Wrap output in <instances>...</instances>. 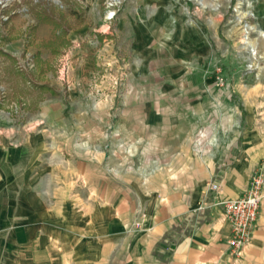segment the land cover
I'll return each mask as SVG.
<instances>
[{
  "label": "rangeland",
  "instance_id": "374dc122",
  "mask_svg": "<svg viewBox=\"0 0 264 264\" xmlns=\"http://www.w3.org/2000/svg\"><path fill=\"white\" fill-rule=\"evenodd\" d=\"M263 31L264 0H0V169L32 144L66 190L90 159L164 173L176 160L144 156L166 122L192 156L221 160L235 136L264 165ZM147 104L161 123L139 135Z\"/></svg>",
  "mask_w": 264,
  "mask_h": 264
},
{
  "label": "crops",
  "instance_id": "0c3cea01",
  "mask_svg": "<svg viewBox=\"0 0 264 264\" xmlns=\"http://www.w3.org/2000/svg\"><path fill=\"white\" fill-rule=\"evenodd\" d=\"M146 108L147 121L135 124L139 135L161 123L153 119L158 108ZM176 123L159 125L165 144L144 157L177 167L112 176L90 159L72 165L68 190L32 144L9 147L0 169V264H264V185L253 239L239 257L209 189L216 180L221 197L243 194L263 170L259 150L233 136L221 160L192 156L189 137L172 133Z\"/></svg>",
  "mask_w": 264,
  "mask_h": 264
},
{
  "label": "built area",
  "instance_id": "2783aa9c",
  "mask_svg": "<svg viewBox=\"0 0 264 264\" xmlns=\"http://www.w3.org/2000/svg\"><path fill=\"white\" fill-rule=\"evenodd\" d=\"M247 190L237 197H221L218 192L219 185L216 180L209 184V189L215 192L214 204L222 206L224 216L230 224V235L228 245L236 257L241 256V252L252 238L256 227V221L262 200V187L264 185V175L261 170L256 171L250 177ZM136 222L134 226H139Z\"/></svg>",
  "mask_w": 264,
  "mask_h": 264
},
{
  "label": "bare ground",
  "instance_id": "6f19581e",
  "mask_svg": "<svg viewBox=\"0 0 264 264\" xmlns=\"http://www.w3.org/2000/svg\"><path fill=\"white\" fill-rule=\"evenodd\" d=\"M261 38H262V41L264 42V31L261 32ZM248 45L251 47V50L255 54L256 53V46L252 42H249Z\"/></svg>",
  "mask_w": 264,
  "mask_h": 264
},
{
  "label": "trees",
  "instance_id": "16d2710c",
  "mask_svg": "<svg viewBox=\"0 0 264 264\" xmlns=\"http://www.w3.org/2000/svg\"><path fill=\"white\" fill-rule=\"evenodd\" d=\"M0 52L3 53V54L6 55V56H9V57L11 58V56H10L9 54H7L6 52H3V51H1V50H0ZM13 59H14V58H13ZM42 87H44V86H42ZM42 87H39V88L41 89Z\"/></svg>",
  "mask_w": 264,
  "mask_h": 264
}]
</instances>
